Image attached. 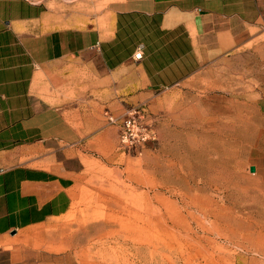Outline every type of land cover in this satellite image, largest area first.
<instances>
[{
	"label": "crops",
	"instance_id": "1",
	"mask_svg": "<svg viewBox=\"0 0 264 264\" xmlns=\"http://www.w3.org/2000/svg\"><path fill=\"white\" fill-rule=\"evenodd\" d=\"M256 37L264 0H0V264L5 241L71 210L76 154L119 144L127 105Z\"/></svg>",
	"mask_w": 264,
	"mask_h": 264
},
{
	"label": "rangeland",
	"instance_id": "2",
	"mask_svg": "<svg viewBox=\"0 0 264 264\" xmlns=\"http://www.w3.org/2000/svg\"><path fill=\"white\" fill-rule=\"evenodd\" d=\"M241 49L127 105L123 117L133 107L146 110L156 140L123 150L107 135L76 154L79 193L71 210L5 241L15 264H264V40ZM101 119L109 123L103 108ZM229 119L237 126L247 120L251 130L245 154L223 132V148L235 149L229 170L260 174L257 184L220 175L213 150V164L203 160V124ZM224 180L237 185L205 187Z\"/></svg>",
	"mask_w": 264,
	"mask_h": 264
},
{
	"label": "bare ground",
	"instance_id": "3",
	"mask_svg": "<svg viewBox=\"0 0 264 264\" xmlns=\"http://www.w3.org/2000/svg\"><path fill=\"white\" fill-rule=\"evenodd\" d=\"M234 101V100H233ZM242 102V101H241ZM240 102V104H241ZM244 102V101H243ZM242 102V104H243ZM238 103V102H237ZM236 103V104H237ZM246 103V102H245ZM244 103V104H245ZM235 104V105H236ZM239 104V103H238ZM239 104V105H240ZM238 106V105H236ZM242 107V106H241ZM240 111V109H239ZM237 113V112H236ZM239 114V113H238ZM218 119V118H216ZM243 120V119H242ZM212 124H214L215 126L212 127V124H203L202 126V131H204V135H205V140L204 142L202 143L204 148V152L202 151V157H203V160L205 161V163H208V165H212L213 162L211 163L209 161V157L208 154H209V151L210 150H213V153H215L217 159H216V163H218V165L220 167L223 168L222 171H218V173H220V175L222 173H226L227 176L229 175L230 178L232 177H237V179H239L238 181H240L241 179H244V178H247L248 179V182L249 183H254V184H257L259 182V178H260V174L257 175V177H254L251 179V176L249 177L248 175H245L241 172L243 178H241L239 176V173L236 172V171H232V170H229V167L231 166L233 169V165L231 164V162L233 161H236V157L235 155L233 154L235 152V149H231V148H223V146L225 145L224 144V140H221V138L224 137L223 135V132L228 135V138L229 137H232V139H235V138H238V141L240 142L239 146H244L245 145L247 146L248 144V140H249V137H250V127H249V123L247 120H243L242 123H240V126H237L236 125V122L233 120H228V121H222L219 120V122H217L215 120L210 122ZM252 123V122H251ZM257 123V122H256ZM256 125V124H255ZM255 129V128H254ZM210 131H212V133H210ZM242 152H244L245 154V149L244 147H242ZM221 148V149H220ZM241 150V149H240ZM248 151V150H247ZM243 154V153H242ZM241 155V154H240ZM225 158H223V157ZM243 156V155H242ZM246 160V159H245ZM241 161V160H240ZM230 164V165H229ZM236 165L238 164V162L235 163ZM230 171V172H229ZM243 171V170H242ZM260 173V170L258 171ZM257 173V172H256ZM219 175V176H220ZM211 178H215V176H209V179ZM261 179V178H260ZM230 181L229 180H224L223 182H219V183H214L215 185L211 184L209 186H205V187H208L207 189L209 190H212V191H217V192H226L228 190H231L233 189V187H231L230 185H237V182L236 181ZM239 189H241V184L239 185ZM184 194V193H183ZM192 197V196H191ZM191 201H189L188 203H193V205L195 204L193 201H192V198H189ZM197 209L203 211V206L199 205V204H195ZM115 231L116 234H121V231L120 230H117V229H112ZM115 234L113 231H108V234ZM123 238L125 239V236H123ZM119 241V240H118ZM119 243V242H118Z\"/></svg>",
	"mask_w": 264,
	"mask_h": 264
},
{
	"label": "built area",
	"instance_id": "4",
	"mask_svg": "<svg viewBox=\"0 0 264 264\" xmlns=\"http://www.w3.org/2000/svg\"><path fill=\"white\" fill-rule=\"evenodd\" d=\"M136 57H140V53H137ZM108 117L111 122H115L112 116ZM119 126V147L123 150L138 149L157 138V132L147 120L144 108H131L120 121Z\"/></svg>",
	"mask_w": 264,
	"mask_h": 264
},
{
	"label": "water",
	"instance_id": "5",
	"mask_svg": "<svg viewBox=\"0 0 264 264\" xmlns=\"http://www.w3.org/2000/svg\"><path fill=\"white\" fill-rule=\"evenodd\" d=\"M255 170V168L254 167H251V171H254Z\"/></svg>",
	"mask_w": 264,
	"mask_h": 264
}]
</instances>
